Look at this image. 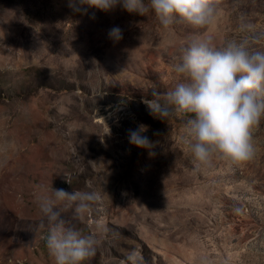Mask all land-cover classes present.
Segmentation results:
<instances>
[{
  "label": "rangeland",
  "instance_id": "1",
  "mask_svg": "<svg viewBox=\"0 0 264 264\" xmlns=\"http://www.w3.org/2000/svg\"><path fill=\"white\" fill-rule=\"evenodd\" d=\"M215 4L209 25L165 29L119 5L0 0V264H55L39 208L53 188L99 196L80 221L62 211L66 226L96 235L82 264H130L133 252L136 264H264V115L250 159L197 168L190 114L162 120L142 103L152 89L163 102L182 79L174 65L194 31L217 48L246 38L264 50V0ZM139 125L150 149L128 141Z\"/></svg>",
  "mask_w": 264,
  "mask_h": 264
},
{
  "label": "clouds",
  "instance_id": "2",
  "mask_svg": "<svg viewBox=\"0 0 264 264\" xmlns=\"http://www.w3.org/2000/svg\"><path fill=\"white\" fill-rule=\"evenodd\" d=\"M83 5L102 11L119 5L141 16L151 12L165 29L174 22L200 29L217 15L215 0H68L73 12H87ZM250 27L242 24L241 31ZM107 35L114 42L122 38L119 26L110 28ZM178 53L174 69L182 79L164 94L163 102L155 89L151 98H142L149 114L162 120L171 115L170 109L178 115L190 114L185 143L197 168L210 166L213 158L233 164L250 159L254 152L251 133L264 115V50L252 47L246 38L217 48L210 37L194 31ZM145 131L144 125L130 129L129 143L150 149L153 142L142 135ZM98 200L95 192L63 188H53L51 197L39 198L41 222L48 225L46 248L55 264H82L95 254V233L82 235L66 226L62 211L71 208L73 220L80 221ZM58 203L63 209L55 207ZM127 259L136 264L134 252Z\"/></svg>",
  "mask_w": 264,
  "mask_h": 264
}]
</instances>
